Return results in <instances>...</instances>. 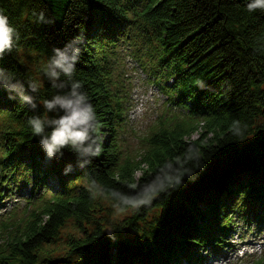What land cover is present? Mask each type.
Returning <instances> with one entry per match:
<instances>
[{
  "label": "trees",
  "instance_id": "trees-1",
  "mask_svg": "<svg viewBox=\"0 0 264 264\" xmlns=\"http://www.w3.org/2000/svg\"><path fill=\"white\" fill-rule=\"evenodd\" d=\"M248 2L0 0L20 34L0 67L17 79L40 81L52 48L84 36L75 79L104 134L101 154L64 176V165H75L74 154L66 150L63 159H47L27 124L35 113L0 90L1 177L45 188L27 201L24 211L32 206L30 211L17 214L15 208L0 218V264H199L201 247H222L227 214L262 216L264 12L249 13ZM40 11L55 22L36 23L33 12ZM124 43L166 101L182 110L160 119L133 162L121 158L118 147L125 101L114 64ZM197 80L206 87H197ZM52 91L44 82L41 97ZM169 164L194 178L185 175L182 185L139 212L90 192L93 182L124 193L153 179L163 184L173 179ZM49 179H56L57 189ZM102 199L110 207H102ZM70 218L73 231L65 232ZM62 235L69 248L64 257L54 248ZM252 259L264 264V254Z\"/></svg>",
  "mask_w": 264,
  "mask_h": 264
},
{
  "label": "clouds",
  "instance_id": "clouds-1",
  "mask_svg": "<svg viewBox=\"0 0 264 264\" xmlns=\"http://www.w3.org/2000/svg\"><path fill=\"white\" fill-rule=\"evenodd\" d=\"M246 8L249 13L257 10L264 12V0H249ZM33 15L39 24L50 25L55 22L44 11L33 12ZM19 39L17 28L10 22L9 16L0 10V59L6 53L13 52ZM83 41L84 36L79 35L62 47H53L51 56L41 69L40 81L17 79L14 74L0 67V90L8 93L9 100H18L35 113L27 119V124L45 157L49 160L63 159L66 150L74 154L75 165L66 163L62 169L64 176H69L76 168H86L92 158L102 152L103 137L96 110L83 90L82 82L75 79ZM44 82L53 91L42 98ZM195 83L201 89L206 87L201 80ZM167 169V174L173 179L163 184L153 179L144 185H133V192L124 193L114 188L106 190L93 182L90 192L93 198L107 196L116 207L139 212L150 207L160 195L170 194L171 189L182 185L185 175L194 178L192 171L181 172L171 164L167 165ZM108 235L114 238V231L109 229Z\"/></svg>",
  "mask_w": 264,
  "mask_h": 264
},
{
  "label": "rangeland",
  "instance_id": "rangeland-1",
  "mask_svg": "<svg viewBox=\"0 0 264 264\" xmlns=\"http://www.w3.org/2000/svg\"><path fill=\"white\" fill-rule=\"evenodd\" d=\"M118 53V60L114 64L115 75L125 101L124 117L118 126V147L121 158L133 162L142 157L146 138L159 125L160 119L170 117L172 113L182 110L175 109L174 105L166 101V95L153 81L154 77L149 74V70L140 65L139 58L128 44H121ZM201 129L200 127L191 137H197ZM1 175L2 172H0V218L15 208L17 214L30 211L32 206L24 211L27 201L36 200L45 192L44 186L33 189L31 183L8 182L6 178L2 179ZM48 185L51 189H57L56 179H49ZM100 203L102 207H110L105 199L100 200ZM227 215L230 224L226 235L222 236V247L216 248L215 245L201 247L202 259L199 264H253L252 258L264 254V213L260 218L253 214ZM41 218L44 219V216L42 215ZM73 223L72 218L68 219L64 231L72 232ZM64 238L65 236L62 235L54 245L58 256L61 257L66 256L69 251V248L67 249L63 244ZM215 244L218 246L219 242ZM245 249L248 252L240 256L239 254Z\"/></svg>",
  "mask_w": 264,
  "mask_h": 264
},
{
  "label": "bare ground",
  "instance_id": "bare-ground-1",
  "mask_svg": "<svg viewBox=\"0 0 264 264\" xmlns=\"http://www.w3.org/2000/svg\"><path fill=\"white\" fill-rule=\"evenodd\" d=\"M219 258V257H218ZM221 258V257H220Z\"/></svg>",
  "mask_w": 264,
  "mask_h": 264
}]
</instances>
